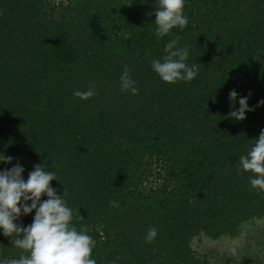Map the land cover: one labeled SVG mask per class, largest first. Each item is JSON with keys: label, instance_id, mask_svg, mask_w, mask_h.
<instances>
[{"label": "trees", "instance_id": "1", "mask_svg": "<svg viewBox=\"0 0 264 264\" xmlns=\"http://www.w3.org/2000/svg\"><path fill=\"white\" fill-rule=\"evenodd\" d=\"M157 3L0 0V171H54L97 264H210L195 236L238 237L243 222L264 219V191L238 171L264 129V0H185L188 24L163 38ZM177 36L199 72L166 83L151 61ZM125 65L136 95L121 91ZM93 84L88 100L73 95ZM241 97L254 110L235 120ZM22 253L0 228V261Z\"/></svg>", "mask_w": 264, "mask_h": 264}, {"label": "clouds", "instance_id": "2", "mask_svg": "<svg viewBox=\"0 0 264 264\" xmlns=\"http://www.w3.org/2000/svg\"><path fill=\"white\" fill-rule=\"evenodd\" d=\"M185 0H158L155 10V34L163 38L170 31L179 27L183 29L188 24V17L183 14ZM153 13H149L152 15ZM179 37L165 44V55L161 59H153L151 67L166 83L178 81L190 82L199 72V64L189 65L188 47L178 46ZM131 69L125 65L120 75L121 91L136 95L139 89L136 81L131 78ZM94 84L87 90L74 91L73 95L82 100H88L95 95ZM236 90H231L229 98L233 105L237 99ZM249 97L239 99V109H233L227 115L235 120H244L247 111H253L248 105ZM264 105V100L258 106ZM14 158L5 156L3 162L11 163ZM238 171L251 172V188L264 191V129L250 147L247 155L239 157ZM24 167L17 163L11 169L0 171V228L3 235L11 238V244L29 253L20 255L18 259L0 261V264H97L90 258L95 241L87 234L86 229L78 230L71 221L73 210L64 200L67 189L58 195L57 189L51 186V181L58 180L54 171L45 170L44 164H35L34 170L23 177ZM48 198L41 201V197ZM29 201L31 203L29 204ZM110 205L118 207L113 200ZM35 210L33 222L27 227L16 221ZM158 234L155 226L150 227L145 236L146 242H152ZM235 254V249H233Z\"/></svg>", "mask_w": 264, "mask_h": 264}, {"label": "rangeland", "instance_id": "3", "mask_svg": "<svg viewBox=\"0 0 264 264\" xmlns=\"http://www.w3.org/2000/svg\"><path fill=\"white\" fill-rule=\"evenodd\" d=\"M241 228L238 237L212 239L197 235L192 239L191 247L210 264H264V219L243 222Z\"/></svg>", "mask_w": 264, "mask_h": 264}]
</instances>
